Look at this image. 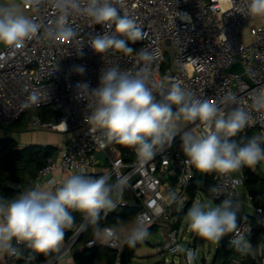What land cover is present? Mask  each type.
Listing matches in <instances>:
<instances>
[{
    "label": "built area",
    "instance_id": "built-area-1",
    "mask_svg": "<svg viewBox=\"0 0 264 264\" xmlns=\"http://www.w3.org/2000/svg\"><path fill=\"white\" fill-rule=\"evenodd\" d=\"M248 4L249 0H119L114 6L121 15L133 19L144 34L143 39L129 43L134 49L131 56L112 50L103 56L96 53L90 41L103 35L105 30L79 13L70 14L66 25L74 31V37L50 41L46 37V30L55 26L54 22L59 16L53 0H42L38 6L26 5L30 10L26 16L34 19L41 28L38 37L26 41L25 47L15 54L4 46L0 49V56H3L0 59V125L12 126L27 115L31 130L52 129L68 134L58 145L59 158L49 157L33 183L42 185L54 179L58 186L60 183L53 175L56 169L63 172L75 170L78 173L83 169L89 175L91 168L100 164L95 155L100 151L106 163L103 171L94 178L109 175V183L114 184L121 177H128L122 198L113 197L116 208L137 210L128 221L133 228L138 221H143L147 228L166 222L168 230L162 249L172 254L181 252L183 246L172 219L190 202L194 203L195 199L192 201L188 189L197 170L184 163L186 157L180 135L175 137L170 147L157 152L143 164L133 148L116 143L104 147L102 132L98 130L91 135L89 126L84 122L87 101L78 98L76 85L86 82L90 90L97 88L104 67L118 65L121 70L134 73L143 67V62L137 63L136 53L148 50L154 56L149 65V86L153 83L160 85L166 94L171 84L179 83L195 98L218 104L224 96L235 95L239 100L238 105L219 106L226 113L237 106L243 107L250 112L253 122L242 135L249 138L264 136V119L252 107L253 94L264 90V26H251L252 40H246L243 28L255 17L249 14ZM185 15L187 17L183 18ZM167 38L172 39L175 49V70L164 49L163 41ZM235 63H240L244 72H230L228 69ZM77 66L85 67L83 75L75 71ZM32 91L40 94V105L21 109V104ZM156 99H163L159 90ZM45 108L54 109V115L49 120H44L39 112ZM62 121L67 124L66 131ZM197 124H187L183 131L198 135L202 128ZM260 163L264 164V161ZM211 174L215 183L212 189H216L211 191L212 199L231 196L238 204L252 206L260 215L264 227V209L254 205L253 195L244 190L248 178L245 168L228 175ZM170 190L177 191L183 197V207L179 203H169L167 194ZM132 201L139 206L134 207ZM83 223L82 219L70 229L58 252L44 259L36 257L30 264H57L68 254L75 253L87 229L81 227ZM249 228L251 232L253 226L248 215L243 213L238 219V231L232 233L230 242L240 235L246 236ZM116 229L118 236L120 226ZM125 239L99 240L94 236L86 245H105L115 249L117 258L113 264H121ZM19 247L22 250L23 245ZM185 252L193 253L192 247H187ZM28 254L24 252L25 257ZM186 259L188 261L187 256ZM6 261L7 264H26L24 258L8 255Z\"/></svg>",
    "mask_w": 264,
    "mask_h": 264
},
{
    "label": "clouds",
    "instance_id": "clouds-1",
    "mask_svg": "<svg viewBox=\"0 0 264 264\" xmlns=\"http://www.w3.org/2000/svg\"><path fill=\"white\" fill-rule=\"evenodd\" d=\"M23 2L38 6L42 0ZM118 2L53 0L59 16L54 22L55 26L46 30L47 39L57 41L74 37V31L66 25L70 14L79 13L105 30L103 35L90 41L96 53L103 56L112 50L131 56L134 49L129 43L143 39L144 34L133 19L120 14L114 6ZM248 12L252 16H264V0H249ZM40 28L41 25L24 15L19 6H0V45L11 50L12 54L23 49L26 41L37 38ZM136 57L137 63L143 62V67L134 73L121 70L118 65L104 67L97 88L90 90L86 82L76 85L78 98L87 101L84 122L89 126L91 135L98 130L102 132V146L116 143L133 148L143 164L157 152L170 147L175 137L180 135L186 157L184 163L204 174L215 172L228 175L241 172L245 167L255 170L256 165L264 161V136H253L242 141L233 139L253 122L250 112L243 107L237 106L226 113L219 106L238 105L239 100L235 95L224 96L218 104L195 98L179 83L171 84L164 94L162 86L155 83L149 86V65L154 59L153 54L141 50ZM75 71L83 75L86 69L77 66ZM158 90L163 96L159 101L156 99ZM252 102V107L264 119V90L254 93ZM40 103V94L32 91L21 104V109L39 106ZM197 122V126L202 128L198 135L183 131V126ZM61 123L66 131V122ZM109 180V175L94 178L81 169L79 173L66 177L58 186L53 179L48 181L47 187L37 183L12 198L0 196V254L24 258L26 264H30L39 255L58 252L66 230L75 224L73 212L81 214L84 221L81 227L92 226L97 238L118 239L115 226L101 227L99 222L102 212L107 215L116 208L113 197L122 198L128 177H121L114 184H110ZM167 198L169 203H179L183 207L184 199L177 191L170 190ZM238 213V207H234V201L230 198L215 206L210 202L198 201L187 211V226L201 239L219 244L223 237L238 231ZM149 238L148 228L143 221H138L124 242L134 248L137 243ZM231 243L241 254L252 251L244 235ZM20 245L30 250L27 257ZM187 258L192 264L194 254L189 252Z\"/></svg>",
    "mask_w": 264,
    "mask_h": 264
},
{
    "label": "trees",
    "instance_id": "trees-1",
    "mask_svg": "<svg viewBox=\"0 0 264 264\" xmlns=\"http://www.w3.org/2000/svg\"><path fill=\"white\" fill-rule=\"evenodd\" d=\"M44 120H49L54 115L53 108L40 109ZM18 124V122H17ZM248 136H243L242 132L233 139L237 141L247 140ZM58 147L54 145H40V144H28L21 145L20 142L14 137L10 136H0V196L5 198H12L16 195V189L12 183H20L22 181H33L37 178L39 170L46 165L48 158L55 156L57 154ZM245 171L248 175L246 185L249 191L254 195L255 202L257 206H261L264 209V201L260 200L261 195L264 194V179H260L254 176L251 173V170L245 167ZM214 179L211 173H200L196 172L195 177L189 187V193L192 198V201L196 198L199 193L204 194L206 197L212 199L211 191L214 186ZM232 199L234 201V207H238L239 213L237 217V222L241 216L240 208L238 203H236L234 197L226 196L220 199H213L218 203H221L224 199ZM192 202H190L181 212L176 213L178 217L176 224L174 225L177 228L179 223V215L183 216L187 213L188 209L191 207ZM137 210L128 207H119L104 215L101 213V220L99 222L101 227L107 225H113L119 227L123 223L131 220ZM75 218V224L82 221V216L78 212L72 213ZM250 219V223L253 226L255 233H258L259 230H256L257 222ZM74 224V225H75ZM155 227L148 228V231L155 229ZM151 232V231H150ZM149 232V233H150ZM70 234V229L66 230V238ZM232 233L226 235L222 238L219 244L216 246L214 257L211 264H261L258 259L254 257L252 252L249 254H241L236 251L230 242V237ZM93 227L88 226L84 234L80 239V245L82 248L74 253L75 264H113L117 258V251L113 248H110L105 245H98L89 247L86 245V242L94 237ZM149 243V239L143 243H137L133 247H129L127 244L121 255V264H129L132 262V259L135 255L136 250ZM24 252L29 253L30 250L26 247H22ZM54 252L49 255H39L37 258L44 259L52 255ZM59 264V263H57Z\"/></svg>",
    "mask_w": 264,
    "mask_h": 264
},
{
    "label": "crops",
    "instance_id": "crops-1",
    "mask_svg": "<svg viewBox=\"0 0 264 264\" xmlns=\"http://www.w3.org/2000/svg\"><path fill=\"white\" fill-rule=\"evenodd\" d=\"M6 5L19 6L20 11L24 15H27L30 12V10L26 7L23 0H0V6H6ZM251 26H264V16H255L250 24L244 26L243 35L245 36L247 41L252 40V36L250 34ZM2 47H3V45H0V49ZM17 122H18V124H17ZM17 122H15V124L12 125L13 127L17 128L16 129L17 131L14 132L16 134V136L14 138L17 139L21 145L40 144L43 146L54 145V146L58 147L59 143L62 142L64 139H66L68 136L67 133H63V132H60L57 130H52V129H42V130H31V129H29V127H28V116L27 115H23ZM56 139H58L57 140L58 143L55 142ZM95 155H96L97 159L100 160V164H97L91 168L90 174L88 175L91 177H95L96 175L100 174L105 167L104 163H106V159H105V156L103 153L98 151L95 153ZM53 157H55L56 159L59 158V150L57 151V154ZM250 170H251V173L254 174V176H256L260 179H264V164L263 163L257 164L255 167V170H252V169H250ZM74 173H78V172L75 170H73L71 172H63L61 169H56L53 172V175L56 177L58 182L61 183L66 177H68L69 175L74 174ZM33 181H22L20 183H12V185L16 189V195L32 188L34 186ZM47 185H48V182H44L41 186L47 187ZM244 190H246L247 192H250L247 185H245ZM253 197H254V195H253ZM260 200L264 201V194L261 195ZM254 202H255V197H254L253 203ZM254 205H256V204H254ZM238 206L240 208L241 214L246 213L249 218H251L252 220L257 222L256 230H259V232L255 233L254 231H251L245 236V238L251 244V249H252L251 252L254 255V257L256 259H258V261L261 264H264V227L261 223L260 215L250 205H244L243 203H239ZM151 227H155V226L153 225ZM150 231H149L150 237H154V235L152 234L153 233L152 230H150ZM98 239L104 240V239H100V238H98ZM65 240H66V232H65V238H64L62 245L64 244ZM155 244H157L156 240H155ZM81 248H82V246L80 245L78 250H80ZM6 256L7 255H5V254H0V264H7ZM59 264H75L74 253L68 254L66 257H64L60 261ZM232 264H235V263H232Z\"/></svg>",
    "mask_w": 264,
    "mask_h": 264
},
{
    "label": "rangeland",
    "instance_id": "rangeland-1",
    "mask_svg": "<svg viewBox=\"0 0 264 264\" xmlns=\"http://www.w3.org/2000/svg\"><path fill=\"white\" fill-rule=\"evenodd\" d=\"M16 129L17 128L13 126L0 125V136L15 137L16 134L14 132L17 131ZM57 140L58 139H56L55 142H57ZM198 201L210 202L213 206L220 204L217 201L206 197L202 193H199L196 196L194 203ZM186 214L187 213H185L183 216L179 215V223L177 225L179 240L183 246V250L181 252L172 254L162 249V243L168 230L167 223L162 221L158 224H155L156 228L152 229V234L156 238L157 244L149 242L139 247L135 252L132 262L129 264H189L185 257V249L188 247L189 242L193 240L196 234L188 228ZM132 229L133 226L131 223H123L120 225L118 237L120 239H125ZM216 246L217 244L198 237L197 251L192 264H203L201 261L203 257L206 258V264H210L214 257Z\"/></svg>",
    "mask_w": 264,
    "mask_h": 264
},
{
    "label": "water",
    "instance_id": "water-1",
    "mask_svg": "<svg viewBox=\"0 0 264 264\" xmlns=\"http://www.w3.org/2000/svg\"><path fill=\"white\" fill-rule=\"evenodd\" d=\"M208 1V0H207ZM163 45H164V49H165V51L168 53V55H169V59H170V61H171V63H172V65H173V69L175 70L176 69V67H175V65H174V55H175V49H174V46H173V42H172V39L171 38H167V39H165L164 41H163ZM230 72H238V73H242V72H244V68L242 67V65L240 64V63H235L231 68H229L228 69ZM245 77H247V75H244ZM132 205L134 206V207H138L139 205L137 204V202L136 201H132ZM176 222H177V217H174L173 219H172V224H176ZM197 239H198V236L197 235H195L194 236V238H193V240L191 241V242H189V244H188V247H192V249H193V254H194V257H195V255H196V251H197ZM155 237H150L149 238V242L150 243H153V244H155ZM187 256V254H186V252H185V257ZM202 263L203 264H206V258L205 257H203L202 258Z\"/></svg>",
    "mask_w": 264,
    "mask_h": 264
}]
</instances>
